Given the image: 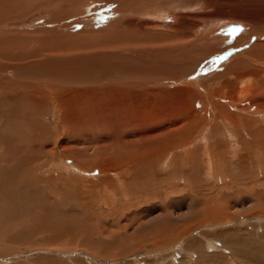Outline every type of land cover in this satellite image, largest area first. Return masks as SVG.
Returning a JSON list of instances; mask_svg holds the SVG:
<instances>
[{
	"label": "rangeland",
	"instance_id": "1",
	"mask_svg": "<svg viewBox=\"0 0 264 264\" xmlns=\"http://www.w3.org/2000/svg\"><path fill=\"white\" fill-rule=\"evenodd\" d=\"M263 25L264 0H0V100L19 105L0 106V264H264ZM128 140L153 160H83L124 161Z\"/></svg>",
	"mask_w": 264,
	"mask_h": 264
},
{
	"label": "bare ground",
	"instance_id": "2",
	"mask_svg": "<svg viewBox=\"0 0 264 264\" xmlns=\"http://www.w3.org/2000/svg\"><path fill=\"white\" fill-rule=\"evenodd\" d=\"M203 2H206V0H203ZM207 4H208V1H207ZM209 7H210V5H209ZM250 7V6H249ZM251 8V7H250ZM244 9V8H243ZM141 10V9H140ZM232 13L235 15H233V14H230V16H232V18L233 19H220V20H222L223 22L224 21H226L227 22V25H225V31L227 30V28L229 27V26H231V25H233V23H232V21L233 20H235V18L236 19H238V20H241V21H243V20H245L246 21V17L245 16H243V15H237L236 14V12L235 11H232ZM246 13V12H245ZM137 14V13H136ZM206 17H208V16H206ZM253 17V16H252ZM220 18H222L221 16H220ZM219 20V21H220ZM248 21H250L251 23H256V21H253V19L251 18V17H249V19H247ZM111 21L112 20H110L109 21V23H108V25L107 26H110V24L112 25V24H115V28H116V26H118L117 24H116V22L117 23H119V24H121L119 21H112V23H111ZM259 23V22H258ZM199 24H201V22H199V23H197L196 25H195V27L197 26H199ZM148 26V25H147ZM150 26V25H149ZM264 26V25H263ZM263 26H262V28H263ZM124 28L125 27H128L127 29L128 30H130V28L131 27H129V25H126V26H123ZM172 27V26H171ZM118 28V27H117ZM173 28V27H172ZM174 28H177V26H175ZM254 28H256V27H254ZM149 29V28H148ZM131 30H133V29H131ZM217 30V29H216ZM256 30L257 29H254V30H249V32L245 35V37H242L241 38V36L239 37V39L237 38V40H236V38H234L235 39V42L234 43H240L241 41H243L244 39H248L251 35H253L254 33H256ZM212 31V30H211ZM149 32V31H148ZM147 32V33H148ZM258 32H260L261 33V35L262 36H264V29L263 30H260V31H258ZM257 32V33H258ZM128 33V32H127ZM149 34V33H148ZM140 35V34H139ZM137 36V35H136ZM223 36V35H222ZM222 36L220 37L219 36V40H221V38H222ZM215 37L217 38V35H215V33H213L212 35H211V37L210 36H208V38H207V40H209V39H215ZM204 39H206V37L203 35V36H201V37H198L197 39H192V42L190 43L189 42V39H187V40H185V42H184V44H182V46L179 44V45H177V44H175L176 45V47L178 46V47H180V48H184V50H186V51H189V50H192L194 47H198L202 42H203V40ZM213 39V40H214ZM133 40V39H132ZM131 40V41H132ZM156 40V39H155ZM140 42H141V40H140ZM139 42V43H140ZM193 42H195V46L194 47H192V45L194 44ZM217 42H219V41H217ZM217 42H215L216 44H217ZM120 43V42H119ZM134 43V42H133ZM179 43V42H178ZM242 43V42H241ZM121 45H122V43H120ZM138 44V43H137ZM142 44V43H141ZM124 45V44H123ZM1 46V45H0ZM101 46V45H100ZM137 47V46H136ZM105 48V47H104ZM165 48H163V50H164ZM167 49V48H166ZM257 49V50H256ZM67 50V49H66ZM88 50V49H87ZM97 50H100V49H98L97 48ZM102 50V49H101ZM139 50V49H138ZM176 50H178V49H176ZM252 50H255L254 51V53H255V55H256V53L257 54H259V55H256V58H262L263 60H264V39L263 40H260L259 42H257V43H255L254 44V46H253V48H252ZM145 51V50H144ZM200 51V50H199ZM101 52V51H100ZM126 52V51H125ZM134 52H135V54H137V52H136V50H134ZM168 53H172V52H168ZM38 55V54H37ZM255 55H253L251 58H253L254 60H255ZM34 56V55H33ZM42 57V56H41ZM40 57V58H41ZM252 59V60H253ZM40 61V60H39ZM43 61H44V59H43ZM81 61H82V59H81ZM201 62V61H200ZM261 62V61H260ZM4 63V62H3ZM34 63V62H33ZM21 64V63H20ZM4 65V64H3ZM29 65V64H28ZM27 65V66H28ZM36 65H38V66H36V67H39V70H40V75H43V76H45V78H53V77H51L50 75H49V72L47 71L46 72V66L44 65V63L42 62V61H40L39 63H36ZM238 65V62L236 61V62H234V63H232V64H230L228 67L226 66V68L224 69V71H222V72H220V73H218L217 74V76H219V78H220V76H224L225 74H232V72L234 71L233 69L236 67ZM20 66V65H19ZM27 66H24L23 65V67H26L27 68ZM29 66H31V65H29ZM28 66V67H29ZM12 67H18V65L17 64H14V66H11V68ZM33 67V66H32ZM31 67V68H32ZM30 68V67H29ZM36 69V68H35ZM48 69V68H47ZM57 71V70H56ZM12 73V72H11ZM23 73H26V72H22V74ZM120 74V73H119ZM118 75V74H117ZM125 75V74H124ZM216 75V74H215ZM24 78V82L26 83V82H28L29 80L27 79V78H25V75L23 76H20V79L21 78ZM56 77V76H55ZM76 76H72V75H68V76H63L62 78H61V80H60V82L64 85V86H66V85H71V86H74L75 88H79V87H77V86H80L81 87V85H83L85 82H83V81H85V80H88V81H86V82H89V84H93V83H96V82H100V81H94V80H91V79H86V78H81V80H79V79H76L75 78ZM111 77V76H110ZM110 77H108V79H106V80H109V81H117V82H119V83H123L122 85H132L131 83H135V82H141V81H143V80H147L146 78H140V77H133L132 76V80H128L126 77H122V76H118V77H116V78H110ZM130 77H131V75H130ZM44 78V81H43V83L41 84V85H46V89H42V88H40V90H42V92L41 91H39V92H41V96H45V92H46V94L47 95H49V93L50 92H53L54 93V91H56L57 89V87H56V85L55 86H53L52 85V87L50 88V80L48 81L47 79H45ZM22 84V83H21ZM134 85H138V83H136V84H134ZM9 86H11L10 88L7 86V88H8V93L10 92H12V90L15 88V83H13V85L11 84V83H9ZM27 86V85H26ZM49 86V87H48ZM203 86V85H202ZM73 87V88H74ZM205 87V86H204ZM23 88V87H22ZM43 88H45L44 86H43ZM56 89V90H55ZM20 90V89H19ZM23 90V89H22ZM205 90V89H204ZM6 91H7V89H6ZM15 92V91H14ZM27 92V91H26ZM5 93V92H4ZM27 95V94H26ZM50 95H52V96H54V94H50ZM50 95L48 96V97H50ZM14 96V95H13ZM16 96V95H15ZM20 96H22V94H20ZM4 97V96H3ZM9 97V96H8ZM12 97V96H11ZM23 97V96H22ZM51 98H53V97H51ZM5 99V100H4ZM4 102L2 101V100H0V106H3V107H5V108H7V109H13V111L15 112V110L17 109H19V105L17 106V107H15V108H13V106H14V103H13V98H8V99H6L5 97H4ZM17 99V98H16ZM246 100V99H245ZM7 101H9V103L7 104L6 103V105L4 104L5 102H7ZM47 101V100H46ZM25 102V101H24ZM30 102V101H29ZM28 103V102H27ZM19 104V103H18ZM42 104V103H41ZM29 105H30V103H29ZM44 105V104H43ZM26 106V105H25ZM44 107V106H43ZM49 107V106H48ZM27 108V107H26ZM37 109V108H36ZM1 110V109H0ZM220 111V110H219ZM222 111V110H221ZM29 112V111H28ZM27 112V113H28ZM34 112V111H33ZM21 113H23V115L24 114H27V113H24V111H21ZM17 114V113H16ZM37 114V113H36ZM220 115H222V114H219V116L218 117H220ZM3 116V115H2ZM22 116V115H21ZM14 117L15 118H18V119H20V116L19 115H14ZM30 117H31V115H30ZM22 118V117H21ZM28 118V117H27ZM231 118V117H230ZM29 119V118H28ZM3 120H5V119H3ZM30 120V119H29ZM29 120H27V121H29ZM19 121V120H18ZM25 121V120H24ZM27 121H25L24 123H26ZM214 121V120H213ZM236 122V121H235ZM29 124V123H28ZM27 125V124H26ZM39 125V124H38ZM38 125H35V126H38ZM12 126V125H11ZM33 126V125H32ZM29 128H31V125H30V127ZM45 128H46V126H45ZM21 129H22V126H21ZM47 129V128H46ZM17 130V129H16ZM33 130V129H32ZM25 131V130H24ZM35 131H36V129H35ZM41 131H43V130H41ZM174 131V130H173ZM23 132V131H22ZM64 132V131H63ZM10 133L13 135V133L12 132H9V135H10ZM24 133V132H23ZM43 133H44V131H43ZM162 133V132H161ZM164 133V132H163ZM168 133V132H167ZM7 133H5V135H6ZM38 134V133H37ZM8 135V136H9ZM22 135V136H21ZM26 135V134H25ZM31 135V134H30ZM174 135V134H173ZM8 136H6L7 137V139L9 138ZM11 136V135H10ZM14 136H15V133H14ZM20 140L19 141H21V139H22V137H23V134L21 133L20 134ZM90 136V135H89ZM165 136V135H164ZM170 136H172V135H170ZM13 137V136H12ZM28 137V136H27ZM35 137H37V136H35ZM43 138V136H39V138ZM52 137V136H51ZM91 137V136H90ZM162 137V136H161ZM17 137L15 136V139L14 138H12V139H14V142H15V140H16V142H17V139H16ZM38 138V139H39ZM87 137L85 136V139L84 140H86V142H89V141H91L93 138H88V139H86ZM159 138V137H158ZM167 138V137H166ZM37 139V140H38ZM4 140V139H3ZM6 140V139H5ZM40 140H42V139H40ZM88 140V141H87ZM9 141H10V139H9ZM29 141V140H28ZM44 141V140H43ZM137 141L138 140H135V143H133V140H128L127 142L128 143H133V146L131 147V146H129L128 145V147H130L128 150H126L124 153H123V156H125V159H126V157H129L128 159H126V160H124V161H119L120 160V156H118V155H116V156H114L113 158H111V157H103V156H100V159H99V157L97 156L96 158H95V160L92 162L89 158H90V155L89 156H87L86 157V159H83V160H86L88 163H97V165H99L98 167H102V168H107V170H108V168L109 167H111L112 169H114V170H116V172L120 169L119 167H122V166H124V165H126V164H133L134 162H136V164L138 165V166H140V165H145L148 161H150V160H153V158H147V157H144L145 155H143V154H139V150H141L140 148H139V142L140 141H138V144H137ZM14 142H12V143H14ZM42 142V141H41ZM85 142V141H84ZM92 142V141H91ZM142 142V141H141ZM205 142V141H204ZM6 143V142H5ZM18 143H20V142H17L16 144L18 145ZM40 143V142H39ZM8 144H10V143H8ZM43 144V143H42ZM42 144H41V146H42ZM88 144V143H87ZM13 145V144H12ZM34 145H36V144H34ZM90 145V144H89ZM16 146V145H15ZM14 146V147H15ZM37 146H39V148H40V145H37ZM8 147V146H7ZM6 147V148H7ZM17 147V146H16ZM44 147V146H43ZM55 147V146H54ZM111 147H114V146H111ZM36 148V147H35ZM88 148V147H87ZM8 149V148H7ZM41 149V148H40ZM43 149V148H42ZM6 150V149H5ZM39 150V149H38ZM84 150V149H83ZM137 150V151H136ZM7 151V150H6ZM43 151V150H42ZM45 151H50V152H53L52 150H50V149H48V147H47V149L45 148ZM39 152H40V150H39ZM79 153V152H78ZM120 153V152H119ZM145 154V153H144ZM80 155V154H79ZM121 155H122V152H121ZM96 155H91V158H93V157H95ZM78 157V156H77ZM124 159V158H123ZM159 159V158H158ZM3 160V159H2ZM82 160V161H83ZM122 160V159H121ZM77 161H79V160H77ZM81 161V163H83V165L84 166H87L88 165V163L86 162V161H83L82 162ZM84 162H86V163H84ZM80 163V162H79ZM79 163H77L78 165H77V167H74L76 170L78 169V171L80 172V171H82L81 170V168H83ZM76 164V163H75ZM97 165H96V167H97ZM134 165V164H133ZM91 166V165H90ZM90 166H89V169H90ZM67 167V166H66ZM72 167V166H71ZM136 167V166H135ZM69 169H71V168H69ZM68 169V170H69ZM86 169V168H85ZM88 169V171H90ZM94 169V168H93ZM127 169H128V167H127ZM102 170V169H101ZM106 169H105V172L107 171ZM122 171V170H121ZM86 172V171H85ZM108 172V171H107ZM109 172H111L110 170H109ZM116 172H114V173H116ZM133 173H132V175H134L135 174V172H136V170H133L132 171ZM73 173V172H72ZM76 173H78V172H76ZM83 173V172H82ZM89 173V172H88ZM120 172H118V174H119ZM84 174V173H83ZM86 174V173H85ZM104 174V173H103ZM110 174H113V171H112V173H110ZM121 174V173H120ZM119 174V175H120ZM126 174H129V171H128V173H125V171H124V174H121V176H120V182H122V183H125V179L127 178L126 177ZM118 175V176H119ZM88 176H89V174H88ZM92 176V175H91ZM9 177V176H8ZM133 177V176H132ZM113 178H114V180H115V177L113 176ZM116 178H117V176H116ZM129 178V177H128ZM130 178H131V176H130ZM129 178V179H130ZM106 179V178H105ZM117 180V179H116ZM127 181H128V179H127ZM65 182V181H64ZM106 182V181H105ZM104 182V183H105ZM117 182V181H116ZM119 182V183H120ZM128 182H130V181H128ZM131 183V182H130ZM95 184V183H94ZM64 185V184H63ZM119 185V184H118ZM124 185V184H123ZM131 185V184H130ZM129 185V187H131ZM134 185V184H133ZM138 185V184H137ZM111 186H113V185H111ZM120 186V185H119ZM118 186V187H119ZM125 186H127V185H125ZM102 187V186H101ZM103 187H104V189H105V191L107 190V188L103 185ZM116 187H117V185H116ZM121 187V186H120ZM143 187V186H142ZM108 188H109V185H108ZM111 189H112V187H111ZM121 190V189H120ZM124 190V189H123ZM123 190H121L120 192H122ZM135 190V189H134ZM4 191V190H3ZM79 191V190H78ZM77 191V192H78ZM104 191V190H103ZM109 191V190H108ZM107 191V192H108ZM112 191H114L115 192V190H112ZM133 191V190H132ZM107 192H102V193H107ZM124 192V191H123ZM137 192V191H136ZM135 192V193H136ZM71 193H72V191H71ZM79 193V192H78ZM109 194L111 193V191H109L108 192ZM128 193H130V190H129V192ZM134 193V194H135ZM1 194V193H0ZM98 194V193H97ZM121 194V193H120ZM131 194V193H130ZM69 195V194H68ZM118 195V194H117ZM124 195H126V194H124ZM133 195V194H132ZM63 196H64V194H63ZM66 196V195H65ZM108 196V195H107ZM105 197V196H104ZM28 198V197H27ZM67 198V197H66ZM79 199V198H78ZM62 200V199H61ZM21 201H24L23 199L21 200ZM96 201V200H95ZM62 203V202H61ZM110 205V204H109ZM88 206V205H87ZM88 210H89V207H88ZM81 212V211H80ZM85 213V212H84ZM90 213V212H89ZM212 244V243H211ZM210 245V244H209ZM190 252V251H189ZM189 254V253H188Z\"/></svg>",
	"mask_w": 264,
	"mask_h": 264
},
{
	"label": "snow or ice",
	"instance_id": "3",
	"mask_svg": "<svg viewBox=\"0 0 264 264\" xmlns=\"http://www.w3.org/2000/svg\"><path fill=\"white\" fill-rule=\"evenodd\" d=\"M229 31L235 35L236 33L240 32V31H243V29L240 27V26H235L231 29H229ZM215 59H219V58H215Z\"/></svg>",
	"mask_w": 264,
	"mask_h": 264
}]
</instances>
